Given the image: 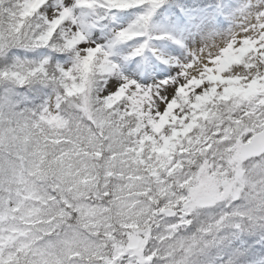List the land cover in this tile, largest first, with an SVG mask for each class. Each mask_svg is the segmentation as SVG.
Listing matches in <instances>:
<instances>
[{
	"label": "snow or ice",
	"instance_id": "snow-or-ice-1",
	"mask_svg": "<svg viewBox=\"0 0 264 264\" xmlns=\"http://www.w3.org/2000/svg\"><path fill=\"white\" fill-rule=\"evenodd\" d=\"M234 12L239 25L226 39L199 46L200 39L219 34ZM113 13L134 19L113 31L108 46L97 42L100 33L90 39L96 25L86 23L87 18L118 26L125 16ZM140 39L143 43L125 56L142 63L146 78L138 82L131 78L138 64L125 75L113 60V49ZM153 41L175 45L169 47L174 56L161 58ZM192 41L196 47L190 46ZM41 48L71 53L74 63L53 65L50 58L30 62L16 51ZM228 56L235 59L218 71ZM0 61V81L7 82L0 88V112H23L39 124L60 119L49 113L54 104L71 119L79 115L72 101L79 103L78 97L90 94L119 128L121 148L140 173L146 214L140 219L126 216L110 189L99 191L98 198L112 206L100 209L108 212L111 224L96 233V243L102 236L106 247L104 258L65 264H264V183L240 188L243 169L258 168L264 174V0L239 5L235 0H57L55 7L49 0H0ZM153 74L167 78L157 81ZM113 75L123 82L99 92L97 80ZM236 81L261 89L251 98L259 108L246 122L250 131L241 136L254 145L247 157L233 154L234 145L227 140L239 121L224 124L225 110L238 103L228 95ZM221 126L222 131H213ZM49 174L53 186L89 183L63 160L49 161ZM45 196L69 233L95 228L89 217L96 209L71 197L55 207L61 201L47 192ZM16 211L9 208L0 215V264H43L38 254L29 255L32 236L27 230L4 225Z\"/></svg>",
	"mask_w": 264,
	"mask_h": 264
},
{
	"label": "rangeland",
	"instance_id": "rangeland-1",
	"mask_svg": "<svg viewBox=\"0 0 264 264\" xmlns=\"http://www.w3.org/2000/svg\"><path fill=\"white\" fill-rule=\"evenodd\" d=\"M49 2L55 7L57 0H49ZM246 2H249V0H235V3L238 5ZM163 11L164 9H161V12ZM113 15L125 16V19L120 21L117 26L114 25L112 21L103 20L102 18H98L95 21L90 17L87 18L85 21L86 23H94L96 25L89 32V38L96 39L97 34L100 33L97 42L108 46L114 39L113 31L118 30V27H127L134 19V16L123 13H113ZM234 15L235 13L225 21V26L220 30L219 34L215 32L210 33V37L207 39H200L199 41L204 40L205 43L211 46L212 43L221 39L222 33L227 38L231 31L228 27L232 26L230 21L234 18ZM236 23L239 24V22ZM101 24H103V27H101ZM226 30L228 31L226 32ZM140 43H143V39L131 41L128 44L117 45L113 49L115 53L113 60L122 65L121 71L125 75H128V68L131 67L133 63L138 64L136 76L131 77L136 78L138 82L146 78L142 63L139 61V58L134 61H126L125 56L130 53L133 47ZM153 44L159 49L162 46L167 47L169 45L168 42L158 41H153ZM194 44H196L195 41L190 42L191 47H193ZM25 55L26 54L20 55V59L27 60V58L24 57ZM148 55L152 60H155L154 57H151V53ZM164 56L165 54L161 52V58ZM167 56L171 58V56H174V53H170ZM45 58H49V55L42 53L39 54L37 58H32V60L27 61L38 62ZM233 58L235 57L233 56ZM72 63H74L73 59L61 64L71 65ZM157 63L159 62L157 61ZM160 66L169 68L170 70L174 68V65L161 64ZM0 67H3V61H0ZM153 76L157 81L167 78L166 76H155V74H153ZM116 81L120 83L123 82L120 80L119 76L116 75L109 76L101 82L97 80L96 88L99 92H104L110 86L115 88L117 85L114 82ZM5 84H7L6 81H0V88H3ZM243 87H245V89H238L234 84L231 85L228 95L236 98L238 103L232 108L226 109L224 117V124H227L229 121H239V123L234 125L227 137V140L232 141L234 145L233 154L238 156L240 154V147L246 144L242 141L241 136L243 133L250 131L246 122L250 121L252 116L256 115L259 108L258 103L252 106L253 102L251 98L261 91V89L256 86ZM80 97H88L91 106L96 108L95 100L90 94ZM49 113L60 116V119L52 122H48L47 120L41 121L39 124L44 123L45 125L62 128L68 127L66 119L62 117L61 112L57 111L54 104L50 105ZM100 114H102L103 117L105 112L101 111ZM257 119H259L258 116ZM103 123L104 121L99 118V125H105V127L108 128L110 125H113L112 118H109L107 122ZM39 124L35 123L31 116L25 115L23 112L15 116H9L4 112H0V203H2L5 210L4 212H0V215H4L9 208H19V211L9 213L8 220L3 223L5 226L15 225L20 229L27 230L31 234L32 238L28 243L29 247L32 249V253H29V255L33 253L38 254L43 264H65L66 261L73 260L87 261L89 257L101 260L104 258L106 247L103 245L102 236L100 238L101 242L96 243V233H103L104 229L111 224V221L107 220L108 212L100 211V209H110L112 206L104 204V201L98 198L97 193L107 188V181H109L111 177L108 173L114 171L118 175L114 182V191L118 193V196L114 198L116 204L126 216L140 219L146 214L144 208H141L143 197L139 195L141 191V180L137 177L140 176V173L134 172L129 169L130 167H125L119 162L115 167H112L110 163L107 164L104 162L100 163L98 166L99 170L97 174L99 173V176L97 174L95 175L91 173V171H88L91 167V162L86 158L81 162L79 161L80 158H78V160L77 158L73 159L72 155L74 151L67 149H59V151H57L53 149L51 143H59L57 140L42 134L40 130H32L37 128ZM222 130V126L213 129V131ZM87 131H90V129ZM40 136H43L44 138L42 139L48 142L46 144L47 146L44 148L38 147L36 142L35 137L41 138ZM75 138L74 136L72 139H67L65 142L68 145L67 147H74L76 145V143L71 141H75ZM119 149L121 150L118 152ZM119 149L116 151L118 155L125 156V154H127L125 149ZM167 150H171V146H169ZM43 153L48 157V163L49 161L55 160L58 164L60 160H63L65 166L69 164L72 165L73 171L78 174L79 179L81 181L87 179L89 181L88 185L81 182L76 185H69L62 188L60 186H53L51 183L47 184L45 179L49 177L45 175V170H43L44 167H42L38 161ZM102 154L103 152L100 151L99 155L102 156ZM114 155H116L115 152L109 156V160L113 159ZM114 172L113 174L115 175ZM241 173V190L245 187H255L264 183V174H261L258 168L243 169ZM88 189L92 190V197H96L98 200H91V194ZM127 190H129L128 193L126 192ZM46 192L50 193L51 196H56V198L61 201V203L55 205V207H62L63 202L69 200V197H71L72 201H83L88 207L96 209V214L89 217L91 225H95V228H82L80 231H73L72 233L66 231L63 220L61 219V214L54 212L53 201L50 197L45 196ZM58 192L60 193L59 196H57ZM129 192L137 196L130 198L128 197ZM13 216L15 219H13ZM21 216L24 217L23 221L20 220ZM169 222H176L175 218L169 219ZM115 227L119 228L120 225L116 224ZM188 231L192 232V229Z\"/></svg>",
	"mask_w": 264,
	"mask_h": 264
},
{
	"label": "trees",
	"instance_id": "trees-1",
	"mask_svg": "<svg viewBox=\"0 0 264 264\" xmlns=\"http://www.w3.org/2000/svg\"><path fill=\"white\" fill-rule=\"evenodd\" d=\"M57 53V52H56ZM59 54V56H66V55H71V53H57ZM81 97H78L79 99V103H77L76 100H73L72 101V104L74 105V109L75 110H78L79 112V115H74L73 117L75 118H80V115H82L83 113L81 112V107H83V103H81V100H80ZM86 107H88V104L86 103ZM89 107L93 108L91 106V104H89ZM88 107V108H89ZM73 108H69L67 111L68 112H73L74 110ZM95 111L96 112H99V115L97 117H99L101 120L105 122H107L109 120L110 117L106 116L105 114L103 115L102 117V114L101 111L104 112V110L102 109H99V108H95ZM65 116L68 117V114L67 112L64 113ZM104 118V119H103ZM92 121V120H91ZM103 123V124H104ZM34 130V129H32ZM103 131L105 132V135L106 137L102 140V142L100 143H96V137H94V139L90 140L88 138H81V133H79L78 131L74 132V134H76V140L75 142L79 145L75 154L76 155H72L73 158H75L76 156H82V157H85L89 162H91V167L89 168L88 171H91V173L93 174H97L98 170H99V164L100 163H104V162H107L110 163L112 165V167L116 166V164L119 162L121 165H124L125 167H131V168H135L136 166L133 164V162L131 160H129L128 158L122 156V155H118V153H116V151L121 148V137L119 135V128H114L113 125H110L108 127V129L104 128ZM81 132H84L83 130ZM65 135V134H64ZM41 138L39 137H35L36 138V142L38 144V147H41V148H44L46 146V144L48 142L44 141L42 138H44L43 136H40ZM131 139V138H130ZM125 144L127 143V141H123ZM50 146V144H49ZM56 147L55 150H59L58 148L61 147L59 146V144H56V143H53L52 144V148L53 147ZM121 149L118 150V152L120 151ZM102 151L103 154L102 156L99 155V152ZM116 155H114V158L109 160V156L114 153ZM37 155V154H36ZM38 161L40 162V164L44 167L45 171L44 173H46L47 169H48V166H49V163H48V157L46 156L45 153H43ZM133 165V166H132ZM111 172H114V171H111ZM136 172V170L134 171ZM99 176V173L97 174ZM116 176L117 174L115 173V175H111L110 177V180L107 181V189H110V194L111 193H114V198H116L118 195H117V192L114 191V182L116 180ZM49 178H53L50 174L48 175ZM105 190V189H103ZM89 193L91 194L92 196V190L91 189H88ZM129 190H127L126 192H128Z\"/></svg>",
	"mask_w": 264,
	"mask_h": 264
},
{
	"label": "bare ground",
	"instance_id": "bare-ground-1",
	"mask_svg": "<svg viewBox=\"0 0 264 264\" xmlns=\"http://www.w3.org/2000/svg\"><path fill=\"white\" fill-rule=\"evenodd\" d=\"M235 13V12H234ZM236 22H239V17L235 14L234 15V18H232L231 19V21H230V23H231V25L232 26H229L228 27V29H231V30H234L239 24H237ZM228 30H226V32H227ZM223 36H224V38H226V36L222 33V35H221V38H223ZM210 37V36H209ZM204 40L203 41H199V46H203L204 45ZM197 45L196 44H194V46L193 47H196ZM174 47H175V45H174ZM161 52L162 53H167V54H169L167 51H168V47H165V46H162L161 48ZM235 58H233V56H228V57H226L225 58V60L223 61V62H221V68L218 70V71H223V66H225V64H229V63H232L233 62V60H234ZM241 75H243V74H241ZM233 84L236 86V88H244L245 89V87H243L241 84H240V82H238V81H236V82H233Z\"/></svg>",
	"mask_w": 264,
	"mask_h": 264
},
{
	"label": "water",
	"instance_id": "water-1",
	"mask_svg": "<svg viewBox=\"0 0 264 264\" xmlns=\"http://www.w3.org/2000/svg\"><path fill=\"white\" fill-rule=\"evenodd\" d=\"M253 148H254V145L242 147V149H241V153H242L241 157H247V156L252 155Z\"/></svg>",
	"mask_w": 264,
	"mask_h": 264
},
{
	"label": "clouds",
	"instance_id": "clouds-1",
	"mask_svg": "<svg viewBox=\"0 0 264 264\" xmlns=\"http://www.w3.org/2000/svg\"><path fill=\"white\" fill-rule=\"evenodd\" d=\"M144 210L147 211V208L145 207Z\"/></svg>",
	"mask_w": 264,
	"mask_h": 264
}]
</instances>
